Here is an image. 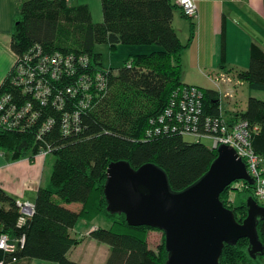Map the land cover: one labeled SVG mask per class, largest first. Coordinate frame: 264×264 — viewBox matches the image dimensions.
<instances>
[{
    "label": "trees",
    "instance_id": "16d2710c",
    "mask_svg": "<svg viewBox=\"0 0 264 264\" xmlns=\"http://www.w3.org/2000/svg\"><path fill=\"white\" fill-rule=\"evenodd\" d=\"M101 21L93 23L85 4L70 5L68 0H25L14 16L10 49L14 56H22L34 47L46 54L60 53L87 59L86 67L75 71L59 83L69 89L79 85L81 76L95 77L102 72L104 81L93 84L87 92L76 86L75 93L63 94V108L56 109L50 101L41 106L34 102L37 119L23 129H0V151L13 161L27 159L34 162L41 149H52L53 163L46 187L36 191L34 213L22 226L15 199L0 189V233L24 236L21 249L12 255L0 252V259L8 264L37 259L54 264H77L67 258L70 248L80 241L70 237L69 231L83 221L86 225L101 220L107 227L90 232L95 241L108 246L104 264H166L168 253L164 233L150 227H130L122 213H111L104 196L106 169L110 163L123 161L137 170L146 163L153 164L166 176L169 190L181 192L195 184L216 159V149L201 143L205 139L175 132L155 133L162 128L158 117L179 100V91L192 85L182 83L181 54L193 37L192 18L186 17L174 0H99ZM189 22V35L182 43L172 26L174 12ZM111 49L118 45H154L160 49L150 54L128 56L117 70L104 67L96 45ZM80 67L79 62L74 69ZM10 70L0 86V95H11L12 104L25 105L32 98L12 86ZM236 79L249 88L264 92V52L255 45L250 48L249 66L237 71ZM56 86V87H57ZM197 87V86H194ZM202 122L198 133H204V119H224L220 100L213 90L202 89ZM89 99H83V94ZM88 102L82 109L79 103ZM177 107V106H176ZM175 107V108H176ZM79 111V131L62 133L64 114ZM245 122L250 132L251 149L261 160L259 169L264 175V101L249 97L243 112L232 116ZM53 125L37 139L43 124ZM228 120V119H226ZM24 121L20 125H24ZM167 126H172L165 122ZM164 124V125H165ZM254 128L257 130L255 131ZM191 137L193 142L185 141ZM209 141V140H207ZM229 187L220 195L226 209L234 213L237 222L246 217V200L250 190L236 193L238 203L228 201ZM253 198V197H252ZM78 204L76 211L66 205ZM157 231L161 241L152 249L147 234ZM258 241L264 247V220L256 225ZM247 239L225 244L219 264H264L262 256L252 259ZM14 258L15 261L10 262Z\"/></svg>",
    "mask_w": 264,
    "mask_h": 264
},
{
    "label": "crops",
    "instance_id": "0c3cea01",
    "mask_svg": "<svg viewBox=\"0 0 264 264\" xmlns=\"http://www.w3.org/2000/svg\"><path fill=\"white\" fill-rule=\"evenodd\" d=\"M23 1L0 0V86L15 61L10 49V38L14 16ZM193 1L197 5V13L192 20V40L181 54L182 83L215 91L220 100L221 115L229 119L245 110L249 97L264 101L257 94L262 93L264 97V92L251 89L236 79V72L246 70L249 66L252 45L264 52V0ZM178 16L183 35V42L180 41L184 43L189 35V22L179 13ZM174 21L175 15L172 24ZM240 88L248 91L245 102L239 100L238 93L244 92ZM47 157L35 158L32 163L27 159L13 161L9 154L0 151V189L15 200L32 199L30 202H34L37 189L46 187L48 183L49 176L44 182L43 176L37 174L38 168L44 174ZM37 160L40 163L36 164ZM19 166L27 169V178L18 176ZM66 207L74 211L80 208L78 204ZM98 227H107V224L101 220H93L87 225L80 221L69 231L70 237L80 241L68 251L66 256L70 261L77 264L105 263L108 246L89 236ZM17 264L54 263L30 259Z\"/></svg>",
    "mask_w": 264,
    "mask_h": 264
},
{
    "label": "water",
    "instance_id": "95a60500",
    "mask_svg": "<svg viewBox=\"0 0 264 264\" xmlns=\"http://www.w3.org/2000/svg\"><path fill=\"white\" fill-rule=\"evenodd\" d=\"M208 171L187 189L172 193L165 174L150 163L133 170L128 163H110L104 196L111 213H122L130 227H150L164 233L166 264H219L225 244L247 239L252 259L264 254L256 225L264 220V205L246 200V217L237 222L220 195L236 181L252 184L243 161L226 145L216 149Z\"/></svg>",
    "mask_w": 264,
    "mask_h": 264
},
{
    "label": "built area",
    "instance_id": "2783aa9c",
    "mask_svg": "<svg viewBox=\"0 0 264 264\" xmlns=\"http://www.w3.org/2000/svg\"><path fill=\"white\" fill-rule=\"evenodd\" d=\"M181 8L183 14L194 19L197 13V5L193 0H174ZM79 62L80 67L74 69V64ZM87 59L84 57L74 58L73 56H64L60 53L46 54L39 47H34L22 56H15L14 64L11 68L12 86L16 87L25 96H30L32 100L25 105L12 104L11 95L3 93L0 95V129H23L28 124L37 119V112L34 110V102L41 106L49 101L53 107L58 110L63 108V94L59 89L66 93H75L76 86L82 92H87L93 84L97 87L101 83H92L104 81L102 72H97L95 77L86 78L81 76L79 85L74 88L66 89L54 83H59L60 79L70 77L74 72L86 67ZM57 86V87H56ZM177 102H170V106L165 110L162 116L158 117V122L162 128L155 133L175 132V123L181 125L179 133L193 136L198 139L209 140L211 149H217L220 145H226L235 150L237 155L246 166L247 173L252 179V184L245 181H236L230 185L229 192L236 194L244 190H250L253 200L259 205H264V175L259 169L260 158L254 154L250 145V132L245 122L240 120L226 119H204V133H198V128L202 122V101L203 92L197 87L189 86L182 88ZM89 95L83 94V99H89ZM82 109L88 108L89 103L81 101L79 103ZM177 106V107H176ZM176 107V108H175ZM24 121V125L20 122ZM169 122L167 126L165 122ZM53 120L48 119L40 129L37 139L45 134L53 125ZM27 124V125H26ZM165 124V125H164ZM79 111L75 110L72 115L64 114L62 119V133L79 131ZM256 131L257 129L254 128ZM52 149L48 146L41 149L35 158H45L51 154ZM34 158V159H35ZM229 200H231L229 198ZM263 203V204H261ZM15 205L19 212L17 226H22L34 213L33 202L26 200H16ZM25 242L24 236L14 237L7 233H0V252L4 255H12L16 250L23 248ZM12 258L10 262H14ZM0 264H8L4 259H0Z\"/></svg>",
    "mask_w": 264,
    "mask_h": 264
},
{
    "label": "rangeland",
    "instance_id": "374dc122",
    "mask_svg": "<svg viewBox=\"0 0 264 264\" xmlns=\"http://www.w3.org/2000/svg\"><path fill=\"white\" fill-rule=\"evenodd\" d=\"M69 3L72 6H78L81 4H85L88 8L89 13H90L91 21L93 23H99L101 21V7H100V1L99 0H70ZM174 15H175V21H174V24H172V26L175 29L178 38L183 42V35H182V31L180 30V20H179V18H177V17H179L178 12L176 11V13ZM159 49L160 48L158 46H154V45H118V46H116L115 49H111L109 47V45L100 44V45L95 46L94 51L97 53H100L102 65L104 67H112L113 69L117 70L118 68H120L122 66L124 60L128 56L150 54L151 52H154V51L159 50ZM189 79H190V81L193 80V78H189ZM241 89L242 88H240V90ZM240 90H238V91H240ZM242 90L244 92H239L238 97H239L240 101L245 102L247 99L248 91L246 88H244ZM257 94H259L258 96L260 98H264L262 93H257ZM224 101H226V100L224 99ZM224 119H228V118H224ZM234 119L235 118H233L232 116H231V118H229V120H231V121H234ZM184 139L187 142H193L191 137H185ZM201 143L203 145H205L206 147H211V143L207 140H202ZM38 163H40L39 160L36 161V164H38ZM52 163H53V156L51 154H49V156L47 157V164L45 165L44 174H43V171L41 174V169L38 168L39 172L37 174H38V176L39 175L41 177L43 176L44 182H45V180H47V178L51 172ZM26 171H27V169L25 167L19 166V169L17 172L18 176L22 177V178H27L26 173H25ZM38 182H39V180L37 179L36 183H38ZM230 188L231 187H229V189ZM229 198L233 202L234 206H236L238 203V195L228 192V201H230ZM31 200L32 199H30V201ZM261 204H263V203H261ZM160 241H161L160 233H158L157 231L148 232L147 242H148L149 247H151L152 249L157 248ZM262 261H263L262 263H264V257H263Z\"/></svg>",
    "mask_w": 264,
    "mask_h": 264
}]
</instances>
